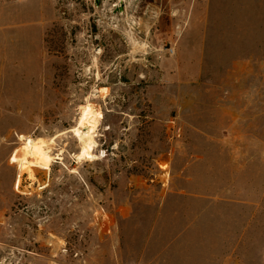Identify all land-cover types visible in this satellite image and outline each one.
Wrapping results in <instances>:
<instances>
[{
    "label": "rangeland",
    "instance_id": "rangeland-1",
    "mask_svg": "<svg viewBox=\"0 0 264 264\" xmlns=\"http://www.w3.org/2000/svg\"><path fill=\"white\" fill-rule=\"evenodd\" d=\"M119 6L0 0V264H264V0Z\"/></svg>",
    "mask_w": 264,
    "mask_h": 264
},
{
    "label": "bare ground",
    "instance_id": "bare-ground-1",
    "mask_svg": "<svg viewBox=\"0 0 264 264\" xmlns=\"http://www.w3.org/2000/svg\"><path fill=\"white\" fill-rule=\"evenodd\" d=\"M120 2H123V0H120ZM133 45L134 51L139 48H145L144 45L140 46L134 42ZM85 128L87 129L86 131L83 130ZM71 131L74 133L73 135H75L79 140L81 146L80 156L82 158L89 159L91 157V149L94 143V128L89 123L81 121L78 126L76 128L71 129ZM51 143L52 140L44 141L41 139H34L28 137L25 138V148L18 154V176L16 178L17 185L19 184L20 178L23 174L28 173L30 176H32L33 174L37 173V171L40 169H48L51 160L49 156L50 151L48 150V147Z\"/></svg>",
    "mask_w": 264,
    "mask_h": 264
},
{
    "label": "water",
    "instance_id": "water-1",
    "mask_svg": "<svg viewBox=\"0 0 264 264\" xmlns=\"http://www.w3.org/2000/svg\"><path fill=\"white\" fill-rule=\"evenodd\" d=\"M96 3H97V1H96ZM121 11H123V2H120V6L118 7V9H116L115 12H121Z\"/></svg>",
    "mask_w": 264,
    "mask_h": 264
}]
</instances>
